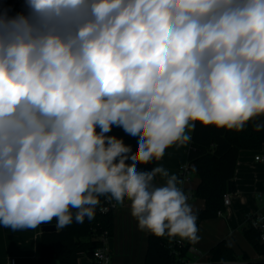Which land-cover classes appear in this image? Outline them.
Segmentation results:
<instances>
[{"label":"clouds","instance_id":"obj_1","mask_svg":"<svg viewBox=\"0 0 264 264\" xmlns=\"http://www.w3.org/2000/svg\"><path fill=\"white\" fill-rule=\"evenodd\" d=\"M24 3L0 6V225L62 230L127 200L141 231L197 243L183 181L137 166L197 123L264 130V0Z\"/></svg>","mask_w":264,"mask_h":264},{"label":"trees","instance_id":"obj_2","mask_svg":"<svg viewBox=\"0 0 264 264\" xmlns=\"http://www.w3.org/2000/svg\"><path fill=\"white\" fill-rule=\"evenodd\" d=\"M0 6L7 8V1L0 0ZM259 122V118L254 119L239 132L196 124L191 133L187 161L192 164L199 178L194 195L204 200V206L195 209L197 225L202 220L217 217L218 211L223 212V194L236 191L234 174L238 152L241 149L260 150L264 146V130L255 131V124ZM132 138L138 140V137ZM101 201L103 203L104 199L101 198ZM247 222L243 228L244 236L257 252L264 254V241H260L258 229ZM53 223L55 220L50 224ZM112 225L113 208L107 212H101L98 208L91 221L85 219L84 223L73 222L62 230L40 232L38 264H44L46 259H55L58 264H78L80 257L90 256L92 250L100 245L97 236L101 230L108 229L111 234ZM174 239L151 234L145 261L154 264H189L184 258L187 247L176 254L173 251ZM242 258L244 261L236 263V254L230 244L222 239L209 249L208 264H220L222 260L228 264H264V259L249 260L244 255Z\"/></svg>","mask_w":264,"mask_h":264},{"label":"crops","instance_id":"obj_3","mask_svg":"<svg viewBox=\"0 0 264 264\" xmlns=\"http://www.w3.org/2000/svg\"><path fill=\"white\" fill-rule=\"evenodd\" d=\"M6 1L7 8H10L13 13L25 10L24 0ZM106 135L122 138L125 144L132 146L133 152L137 150V140L126 134L122 127L113 126L112 131ZM189 146L190 143L184 147L173 145L166 149L162 159L147 165H138V170L150 171L153 167H163L169 174L178 176L179 166L187 160ZM261 150H264V146L260 150L241 149L238 152L234 174L236 191L232 200L225 207L222 215L202 220L197 225L200 239L197 243L190 242L187 246L184 258L188 263L198 261L200 264H208L210 262L209 249L222 239L230 244L236 254V263L244 261L243 255L249 260L264 259V254L257 252L243 234V228L248 223L247 216L261 207L257 197L264 192V162L254 159L255 154ZM198 182L199 178L192 170L183 188L185 193L190 194L188 202L194 210L204 206V200L194 195ZM153 183L155 185L163 184L164 179L157 175ZM39 235L40 230L37 228L34 240H37L38 243H34L30 247L32 254L29 255L35 264H38ZM150 235L151 233L138 228L136 219L131 215L127 200L123 205L116 204L113 209L112 232L107 240V247L111 254L110 264H154L145 261ZM4 258L6 256L0 257V263ZM51 260L52 262H50ZM78 261L82 264L89 262L87 256L80 257ZM44 264H58V262L55 259H46Z\"/></svg>","mask_w":264,"mask_h":264},{"label":"built area","instance_id":"obj_4","mask_svg":"<svg viewBox=\"0 0 264 264\" xmlns=\"http://www.w3.org/2000/svg\"><path fill=\"white\" fill-rule=\"evenodd\" d=\"M255 160L263 161L264 162V150L258 151L255 156ZM192 164H190L187 160L183 162L178 168V178L183 181L182 187L184 188L185 184L187 183L190 172L192 171ZM188 198H190V194L186 193ZM234 192H225L223 194V205L227 207L233 197ZM259 204L260 209L254 213H251L247 216V221H249L250 225L259 231V238L261 241H264V192L259 194ZM115 202H109L104 200L101 204L99 210L101 212H107L111 208L114 209ZM218 215H222V211H218ZM110 234L108 229L101 230L100 234L97 236L98 240L100 241V245L92 250V254L88 257L89 262L87 264H110L111 263V254L107 247V240ZM190 244L188 240H180L179 238H175L173 241V251L177 254L180 250L184 247H187ZM96 251H99L103 257H97L94 255ZM0 264H17V259L14 256H7L3 259ZM78 264H82L78 261ZM189 264H200L198 261L189 262Z\"/></svg>","mask_w":264,"mask_h":264},{"label":"rangeland","instance_id":"obj_5","mask_svg":"<svg viewBox=\"0 0 264 264\" xmlns=\"http://www.w3.org/2000/svg\"><path fill=\"white\" fill-rule=\"evenodd\" d=\"M35 232L36 229L13 231L0 225V257L14 256L17 264H35L29 256L32 254L30 247L38 243L34 240Z\"/></svg>","mask_w":264,"mask_h":264},{"label":"water","instance_id":"obj_6","mask_svg":"<svg viewBox=\"0 0 264 264\" xmlns=\"http://www.w3.org/2000/svg\"><path fill=\"white\" fill-rule=\"evenodd\" d=\"M56 230L55 223L40 226V232H52Z\"/></svg>","mask_w":264,"mask_h":264}]
</instances>
